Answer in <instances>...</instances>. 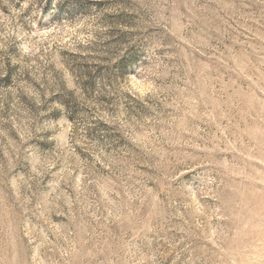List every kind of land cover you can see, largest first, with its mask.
Instances as JSON below:
<instances>
[{"label":"rangeland","instance_id":"374dc122","mask_svg":"<svg viewBox=\"0 0 264 264\" xmlns=\"http://www.w3.org/2000/svg\"><path fill=\"white\" fill-rule=\"evenodd\" d=\"M0 264H264V0H0Z\"/></svg>","mask_w":264,"mask_h":264},{"label":"snow or ice","instance_id":"6c2138e0","mask_svg":"<svg viewBox=\"0 0 264 264\" xmlns=\"http://www.w3.org/2000/svg\"><path fill=\"white\" fill-rule=\"evenodd\" d=\"M25 51L27 52V51H30L29 49H25Z\"/></svg>","mask_w":264,"mask_h":264}]
</instances>
